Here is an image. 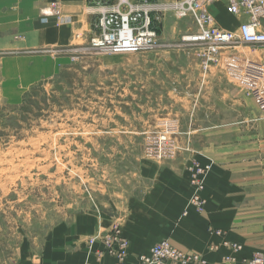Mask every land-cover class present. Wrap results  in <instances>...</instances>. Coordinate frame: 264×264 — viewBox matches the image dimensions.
I'll use <instances>...</instances> for the list:
<instances>
[{
  "label": "rangeland",
  "instance_id": "obj_1",
  "mask_svg": "<svg viewBox=\"0 0 264 264\" xmlns=\"http://www.w3.org/2000/svg\"><path fill=\"white\" fill-rule=\"evenodd\" d=\"M216 4L229 24L224 28L236 30L240 21L228 12L225 0ZM86 30L65 45L21 52L12 48L16 36L8 34L10 49L0 52L3 255L16 245L42 253L46 242L66 233L84 213L124 217L144 187L157 183L150 173L192 152L190 140L178 137L185 115L181 105L189 103L198 74L205 79L217 69L246 93L264 90V78L248 85L239 71L246 59L253 66L263 64L264 47L239 42L210 56L207 45L183 42L195 30L189 18L164 20L156 46L138 54L95 50ZM18 37L22 43L36 41L31 35L25 42V35ZM165 122L178 128L170 136L179 153L174 160L148 158L166 131ZM192 160L186 168L189 186L190 166L197 161ZM197 163L208 169V178L212 163Z\"/></svg>",
  "mask_w": 264,
  "mask_h": 264
},
{
  "label": "crops",
  "instance_id": "obj_2",
  "mask_svg": "<svg viewBox=\"0 0 264 264\" xmlns=\"http://www.w3.org/2000/svg\"><path fill=\"white\" fill-rule=\"evenodd\" d=\"M115 1L0 0V52L10 49L6 47L8 34L16 36L11 43L19 52L65 45L85 28L91 36L96 19L92 11ZM216 5L211 14L221 26H228ZM49 9L53 15L43 14ZM22 34L24 42L31 35L35 43L20 42L22 37L18 36ZM190 89L189 103L181 105L185 115L181 117L178 140L189 139L192 152L182 153L176 160L160 165L157 173H150V180L158 178L157 183L144 187L124 217L84 213L66 228V233L55 235L52 243L46 242L42 253L31 246L16 245L6 256L0 249V264H116L111 257H96L100 242L94 246L89 243L91 238L114 228L129 240V264H135L162 241L199 254L205 264H248L246 261L258 254L264 258V164L260 160L264 113L258 91H252L254 96L250 90L246 93L217 69L205 79L198 74ZM191 159L213 166L212 174L208 178L204 175L206 189L200 194L203 203L199 207L192 202L196 191L191 184L190 189L187 178ZM233 245L240 246L239 251H234ZM226 257L233 261L225 262Z\"/></svg>",
  "mask_w": 264,
  "mask_h": 264
},
{
  "label": "built area",
  "instance_id": "obj_3",
  "mask_svg": "<svg viewBox=\"0 0 264 264\" xmlns=\"http://www.w3.org/2000/svg\"><path fill=\"white\" fill-rule=\"evenodd\" d=\"M141 1L135 5L123 2L120 8L107 11L104 17L102 15L96 24L95 35L97 38L92 39L93 46L99 49H108L114 53L149 51L155 47V37L157 36L156 28H153L152 25H159L166 14L171 13L177 18L193 17L195 22L197 20L200 23V34L192 40L194 42H213L216 49L212 55L239 42L264 47V0H227V8L231 14L243 15L248 18L240 21L238 32L240 40H236L231 32L219 31L216 26L211 27L214 19L209 14L208 8L217 0H175L170 5L162 4L161 0ZM252 64L248 62L239 70L242 72L240 78L248 85L264 78V65L253 66ZM250 93L254 96L251 89ZM258 97L260 109L264 113L263 89L258 91ZM161 140L165 142L167 138L162 137ZM206 170L199 167L194 169L200 177ZM117 232L114 231L103 236L101 240L106 245L104 249L109 252L110 256L116 257L121 264L127 255L128 243L121 240ZM145 256V261L151 264H169L177 254L166 247H160ZM191 261L196 263V259Z\"/></svg>",
  "mask_w": 264,
  "mask_h": 264
},
{
  "label": "bare ground",
  "instance_id": "obj_4",
  "mask_svg": "<svg viewBox=\"0 0 264 264\" xmlns=\"http://www.w3.org/2000/svg\"><path fill=\"white\" fill-rule=\"evenodd\" d=\"M138 1H141V0H116L115 2L111 3V4H105L101 7H97L95 8L93 11H92V14L96 17V19L93 21V33L91 35V46L93 47V49L95 50H98V51H101V52H106V53H112V54H138V52H120V53H114V52H111L110 50L108 49H99V48H96L93 46V41L92 39H96L97 38V35H95V32H96V24L98 23V21L100 20L101 16L103 15L104 17V14L107 12V11H111L113 9H117V8H120L122 3L123 2H127L129 4H132V5H135V4H139L140 2ZM175 0H161L160 2L162 4H166V5H170L171 3H173ZM217 1H220V0H217ZM215 1L213 4L210 5V7L208 8V12L209 14L211 15V17L214 19L213 23L211 24V27H214L216 26L217 30L219 31H225V32H231L233 33L232 35L234 36V38L236 40H240L239 39V27H240V24L238 25L237 29L236 30H229V29H225L223 26H221L218 21L216 20L215 16H213L211 14V8L214 6V4L217 2ZM142 2V1H141ZM115 6V7H113ZM225 6L227 8V0H225ZM128 10V9H126ZM228 10V8H227ZM46 12H49L51 13V15H53V13L51 12V10H47V11H43V14L45 15H50V14H47ZM229 12V11H228ZM230 13V12H229ZM231 14V13H230ZM232 16H234L235 18H237L239 21L245 19L247 20L248 18L246 16H243V15H238V16H235L233 14H231ZM102 17V19H103ZM167 18H174L176 20H185V19H191L194 26H195V30L194 31H191L189 32V34H186L184 37H183V42L185 43H188V44H192V45H209L208 48H206L208 51L207 53L212 56V53H214L215 49H216V46L213 42H208V43H205V42H194L192 40V38H194L195 36L199 35L200 34V31H201V27H200V23L196 20L195 22V19L193 17H187V18H177L175 15L171 14V13H168L166 14V16L163 18L162 22L159 24V25H152L153 28H156V32H157V36L155 37V46L157 44V41H158V37H159V31H160V27L162 26L164 20H166ZM188 39H191V41H188ZM211 46V47H210ZM143 52V51H142ZM141 53V52H139ZM250 61V59H246V63H248ZM245 63V64H246ZM261 65H264L261 64ZM242 74V73H241ZM165 128H166V131L165 133H161V136L158 138V140H155L158 144L156 150H152L150 151L149 153L146 154V156L148 158H157L158 160L160 161H163V160H171V159H174L178 153H179V146H178V143L176 142V139L175 138H172V134H175L178 130V128H176L174 130L172 124H170L169 122H165ZM162 137H166L167 140L165 142H162L161 138ZM264 156V150H262L261 154H260V160H261V157ZM198 167V164H194L192 168H190V184L193 186V188L195 189L196 191V194L192 200L193 204L197 207L201 206L202 203H203V200L200 199V194L203 192L204 190V181H203V178H204V175L207 174L208 170H206L204 172V174L200 177L199 174H197L194 169ZM114 231H118V236L121 240H124L126 243H128V251H127V255L125 257V259L122 261L121 264H129L127 262L129 256H130V243H129V240L123 236L121 230L119 228H114L113 230H111L110 232H106L104 234H101V235H98L94 238H91L89 243L91 246H94V244L96 242H100L101 243V247L100 248H97L96 251H95V255L98 259H101L105 256H108V257H111L113 258L114 260H116V264H120V261L114 257V256H110L109 255V252L106 251L104 249V246H106L103 242V240H101V238L103 236H106V235H109L111 234L112 232ZM162 244V245H161ZM160 247H166L168 250L170 251H174L177 256L175 258H172L169 262V264H205V261L204 259L199 255V254H194V253H190V252H184L180 249H178L177 247H175L171 242L169 241H162L156 245H154L150 251L146 254H143L141 255L138 259H137V262L135 264H151L149 262H146L145 261V255H148L149 253H152L154 250H156L157 248H160ZM232 248L234 249V251H239L240 249V246H237V245H233ZM192 259H196V263H192ZM231 260L233 261L232 258L230 257H226L224 258V261L225 262H231ZM257 261H260V263H257ZM250 264H264V258L258 254L256 255L254 258H252L250 261H249Z\"/></svg>",
  "mask_w": 264,
  "mask_h": 264
}]
</instances>
